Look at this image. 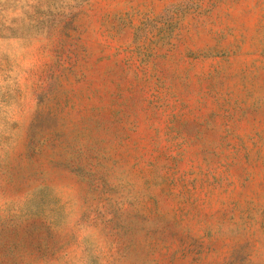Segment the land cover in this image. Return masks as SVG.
Here are the masks:
<instances>
[{"label": "rangeland", "instance_id": "374dc122", "mask_svg": "<svg viewBox=\"0 0 264 264\" xmlns=\"http://www.w3.org/2000/svg\"><path fill=\"white\" fill-rule=\"evenodd\" d=\"M0 264H264V0H0Z\"/></svg>", "mask_w": 264, "mask_h": 264}]
</instances>
